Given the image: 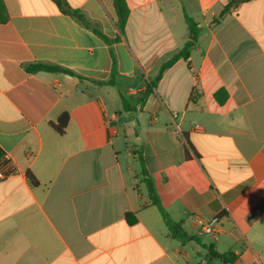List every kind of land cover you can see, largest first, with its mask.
I'll use <instances>...</instances> for the list:
<instances>
[{
    "label": "crops",
    "instance_id": "0c3cea01",
    "mask_svg": "<svg viewBox=\"0 0 264 264\" xmlns=\"http://www.w3.org/2000/svg\"><path fill=\"white\" fill-rule=\"evenodd\" d=\"M232 1L126 0L121 33L114 0H2L0 150L15 173L0 181V264H264V0L220 19ZM185 15L197 44L151 88L188 41Z\"/></svg>",
    "mask_w": 264,
    "mask_h": 264
},
{
    "label": "trees",
    "instance_id": "16d2710c",
    "mask_svg": "<svg viewBox=\"0 0 264 264\" xmlns=\"http://www.w3.org/2000/svg\"><path fill=\"white\" fill-rule=\"evenodd\" d=\"M54 3H56L61 9H62V3L61 0H52ZM245 0H233L232 2H230L228 5L225 6L224 10L222 11V13L220 14L219 18L223 19L228 12L236 5H238L239 3L243 2ZM114 6L116 9V13H117V26L118 29L121 33L124 32L127 21H128V17L130 14V10L128 8V5L126 3V0H114ZM66 13L72 15L78 22H80L83 26L92 29L100 38H102L107 44H109L110 46H112L113 43H115L117 41V39H110L108 37H106L105 35H103L100 30L93 25L87 18L86 16L81 13L80 11H65ZM5 7L4 4L2 2V0H0V21L4 22L6 20L5 17ZM185 19L188 25V30H189V38L188 41L185 43L184 47L182 48L181 51H179L177 54H175L170 60H168L167 62H165L159 70L158 75L156 76V78L152 81L151 84V88H155L158 83L160 82V80L162 79L164 73L170 69L175 63H177L180 59H187L190 54L191 51L195 48L197 41H198V37H199V27L198 24L191 19L189 16L185 15ZM112 55H113V59H114V67H113V71H112V77L111 79L106 82V84L108 85H114V77L116 75V70H115V56L113 54L112 51ZM30 72H38V71H59L61 70L58 67L55 66H50V65H45V64H34L32 66L29 67L28 69ZM217 99L220 103H223L226 99H227V95L224 91H221L219 93H217ZM68 122H69V115L68 113H64L61 115V117L58 119V121L56 123H51V126L61 135H63L66 131V128L68 126ZM3 155L2 151L0 150V157ZM142 174H145V170L143 168V164H142ZM31 182L34 185H37V181L34 177L30 176L29 177ZM147 183V187H148V193L150 195V198L153 201V204L158 208V210L161 213V216L163 218L164 223L166 224V226L169 229L170 234L176 238V239H188L187 235L182 231L181 227L178 224H175L166 214V212L164 211V209L162 208V205L158 199V197L156 196V191L153 187V184L150 180H146ZM127 220L130 224H133L136 222V218L133 214L128 213L126 215ZM224 258V257H223Z\"/></svg>",
    "mask_w": 264,
    "mask_h": 264
},
{
    "label": "built area",
    "instance_id": "2783aa9c",
    "mask_svg": "<svg viewBox=\"0 0 264 264\" xmlns=\"http://www.w3.org/2000/svg\"><path fill=\"white\" fill-rule=\"evenodd\" d=\"M15 173L11 159L7 155L0 157V181L5 180ZM220 225V217L215 216L202 224L204 233L214 235Z\"/></svg>",
    "mask_w": 264,
    "mask_h": 264
},
{
    "label": "water",
    "instance_id": "95a60500",
    "mask_svg": "<svg viewBox=\"0 0 264 264\" xmlns=\"http://www.w3.org/2000/svg\"><path fill=\"white\" fill-rule=\"evenodd\" d=\"M63 7L65 8V10H69V8L64 4V2H63Z\"/></svg>",
    "mask_w": 264,
    "mask_h": 264
}]
</instances>
